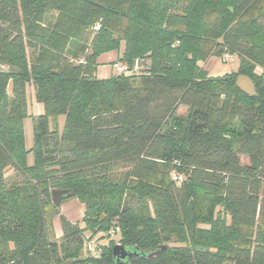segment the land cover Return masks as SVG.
<instances>
[{
  "label": "trees",
  "instance_id": "trees-1",
  "mask_svg": "<svg viewBox=\"0 0 264 264\" xmlns=\"http://www.w3.org/2000/svg\"><path fill=\"white\" fill-rule=\"evenodd\" d=\"M121 46L149 75L97 77ZM224 54L237 71L200 66ZM0 64V264H116L112 241L80 253L84 232L116 228L128 264H264V0H0ZM28 83L44 111L27 150ZM52 189L84 206L59 240Z\"/></svg>",
  "mask_w": 264,
  "mask_h": 264
},
{
  "label": "rangeland",
  "instance_id": "rangeland-1",
  "mask_svg": "<svg viewBox=\"0 0 264 264\" xmlns=\"http://www.w3.org/2000/svg\"><path fill=\"white\" fill-rule=\"evenodd\" d=\"M183 1L185 2V0H183ZM183 1L179 0V2L181 4L183 3ZM173 8H174L173 10H177V9H179V5L173 4ZM230 10H232L231 7H230ZM27 55L30 58V51H28ZM112 65H113L112 63L107 62V64L99 66L100 69H99L98 74L99 75H109L110 73L114 72ZM200 66L203 69H205L209 75H214V76L222 75V74L227 73V72L237 71L238 58H237V56L232 55V58L226 60L225 55H222L220 57L211 56V57L207 58L204 62H201ZM8 92H10V87L8 88ZM26 96H27V111H28L29 117H26L23 120V132H24L25 148L28 150L31 148L32 143H33V133H32L33 119L32 118H34L36 115L42 114L44 110H43V105L41 103L37 102L35 99V88H34V85L32 83H28L26 85ZM186 110H187L186 106L180 105L177 107L176 113L179 115H186ZM64 120H65L64 116H58L57 119H50L49 120L50 130L56 129L58 131V133H60L62 131V128L64 125ZM48 134H50V133H48ZM239 159H240L241 165L248 164V158L246 156H240ZM32 161H33L32 153H29L28 154L29 164H32ZM12 172L13 171L11 169H6L4 172V175L9 176L10 174H12ZM70 199L71 198H67V199L63 200L62 205H64ZM51 204H52V202H51ZM57 209H58L57 210L58 213L54 212L51 205H47L45 207V218H46V221L49 222L50 238L53 240H59L61 237V234H62V232L59 233L58 230L57 231L53 230V228H55V227L58 228V226L60 224L59 216L62 215L60 213L62 208L59 209V207H58ZM111 230L115 231L113 229H111ZM111 230L103 232L105 234L103 237L102 236L98 237V233L100 231L93 234V235H95L94 237H98V243L101 246H103V247L107 246L110 243V241H112L113 243H118L119 232L115 231V233L113 234V233H111ZM57 235H59V236H57ZM102 251H103V248H102ZM80 253L82 256H87V255H84V252L82 250V246H81ZM89 256H92V255H89Z\"/></svg>",
  "mask_w": 264,
  "mask_h": 264
},
{
  "label": "water",
  "instance_id": "water-1",
  "mask_svg": "<svg viewBox=\"0 0 264 264\" xmlns=\"http://www.w3.org/2000/svg\"><path fill=\"white\" fill-rule=\"evenodd\" d=\"M8 71V67L0 64V73H6ZM125 76H142V75H149V73H144L141 72L139 70H134V71H127L124 73ZM236 86L242 90L245 94L247 95H254L255 92V87L253 82L251 81V79L246 76V75H239L236 79ZM45 140V144H52L54 142V135L49 134L46 135L44 137ZM73 194L67 190V189H52L50 192V198H51V202L52 204L58 208L60 207L61 203L63 202V200L72 197ZM165 245H163L160 249L164 250L165 249ZM196 250H199V248L197 247ZM203 251H205L206 249L203 248ZM112 252L113 255L115 257V262L116 264H128L127 262H125L124 260L126 258H130L132 252H130L129 250H127L122 244L120 243H116L114 244L113 248H112ZM158 254V251L156 252H152L150 254H148L149 258H153ZM77 260L76 259H69L66 261H63L59 264H73L75 263Z\"/></svg>",
  "mask_w": 264,
  "mask_h": 264
},
{
  "label": "crops",
  "instance_id": "crops-1",
  "mask_svg": "<svg viewBox=\"0 0 264 264\" xmlns=\"http://www.w3.org/2000/svg\"><path fill=\"white\" fill-rule=\"evenodd\" d=\"M123 50V46L120 47L119 50L117 51H109L107 53H103L98 57V62L99 65L97 66V72L96 75L99 78H104V77H108L109 75H99V66L107 64V62L112 63V62H117V58L121 55V52ZM65 203V202H64ZM63 202L61 203L59 209H61L60 213L70 222L72 223H77V224H81L82 221V217H83V213H84V206L82 203H80L77 199L75 198H71L69 201H67L64 205H62ZM59 215V214H58ZM57 215V216H58ZM54 231H59V233H61V226L59 224L58 228H53ZM59 236V235H57Z\"/></svg>",
  "mask_w": 264,
  "mask_h": 264
},
{
  "label": "built area",
  "instance_id": "built-area-1",
  "mask_svg": "<svg viewBox=\"0 0 264 264\" xmlns=\"http://www.w3.org/2000/svg\"><path fill=\"white\" fill-rule=\"evenodd\" d=\"M225 55V59L228 60L230 58H232V55L230 54H224ZM113 69H114V73L116 74H120V73H125L127 71H129L126 66L120 62H114L112 65ZM135 70H138L137 68ZM175 179L177 181H179L180 176H176ZM115 231L118 232V229H113ZM115 231L111 230V233H115ZM105 234L99 232L98 233V237H103ZM95 235L91 234L90 232L86 231L83 234V241H82V250L84 252V255H92V256H98L102 253V248L103 246H101L98 243V237H94Z\"/></svg>",
  "mask_w": 264,
  "mask_h": 264
}]
</instances>
